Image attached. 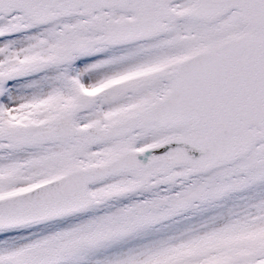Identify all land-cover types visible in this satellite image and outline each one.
Returning a JSON list of instances; mask_svg holds the SVG:
<instances>
[{
  "label": "snow or ice",
  "instance_id": "6c2138e0",
  "mask_svg": "<svg viewBox=\"0 0 264 264\" xmlns=\"http://www.w3.org/2000/svg\"><path fill=\"white\" fill-rule=\"evenodd\" d=\"M0 264H264V0H0Z\"/></svg>",
  "mask_w": 264,
  "mask_h": 264
}]
</instances>
